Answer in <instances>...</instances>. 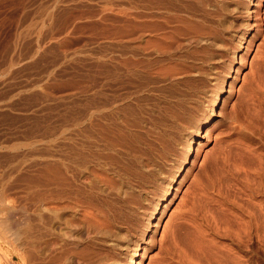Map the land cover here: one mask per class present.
<instances>
[{
  "label": "rangeland",
  "instance_id": "374dc122",
  "mask_svg": "<svg viewBox=\"0 0 264 264\" xmlns=\"http://www.w3.org/2000/svg\"><path fill=\"white\" fill-rule=\"evenodd\" d=\"M225 1L0 0V264H101L178 172L142 264H264V0Z\"/></svg>",
  "mask_w": 264,
  "mask_h": 264
},
{
  "label": "bare ground",
  "instance_id": "6f19581e",
  "mask_svg": "<svg viewBox=\"0 0 264 264\" xmlns=\"http://www.w3.org/2000/svg\"><path fill=\"white\" fill-rule=\"evenodd\" d=\"M208 1V0H207ZM212 1V0H211ZM214 1V0H213ZM227 1V0H226ZM225 1V2H226ZM253 0H229V2L227 4H224L222 5L221 7V11L222 12H229L231 11V7L232 5H237L240 7L241 10L245 9L246 12L248 10V13L249 15H251L253 12H249V11H252L249 6H245V3L246 2H249L251 3ZM201 3V2H200ZM179 9V8H178ZM241 10H239L241 12ZM196 11V10H195ZM239 12V13H240ZM244 12V11H242ZM241 12V13H242ZM221 14V13H220ZM204 16V15H203ZM209 20V19H208ZM263 20V19H262ZM229 23V22H228ZM234 23V22H233ZM194 24V23H193ZM230 24V23H229ZM186 25V24H185ZM202 25V24H201ZM216 25V24H215ZM245 25V24H244ZM255 27V26H254ZM248 29V28H247ZM258 29H259V25H258ZM257 29V30H258ZM249 31V30H248ZM257 33L261 34L260 32V29L257 31ZM256 33V34H257ZM246 36V34H243L239 39H240V43H239V49L240 47H242L243 45V41H244V37ZM197 41V40H196ZM193 42V41H192ZM203 43V42H202ZM216 45V44H215ZM260 45V44H259ZM238 47V46H237ZM247 47V46H246ZM251 47V46H250ZM245 48V47H244ZM246 49V48H245ZM230 50V49H229ZM234 62H236V54H237V51H235L234 53ZM225 61V60H224ZM202 72V71H201ZM219 94V93H218ZM216 95V94H215ZM215 97V96H214ZM223 98V97H222ZM219 99H217V102H218ZM221 100V99H220ZM223 100V99H222ZM213 105V104H212ZM222 106V105H221ZM216 104L211 107L212 109L205 115V119H204V122H202V124H198L196 126V131L192 134L191 136V139H190V142H188V149L185 151V156H184V163L185 164H188L190 163L193 158L195 157V155L193 154V143L195 142L196 139H198V137L201 135V131H202V128L203 127H206L207 125H209L212 121H213V118L215 117V113H216ZM219 110V109H218ZM219 115V114H218ZM214 122V121H213ZM80 125V124H79ZM205 133V132H204ZM197 143V142H196ZM187 148V147H186ZM184 165V164H183ZM149 171V170H148ZM178 175H179V172L177 173V175L168 183V185L166 186V191L165 193L163 194L162 198H160L156 203L152 204L151 208H150V214L147 215V218L146 219H142L140 218L141 215L139 214H128V218L126 217L125 219L128 220V223H127V226L128 227H121L120 225H117L114 227L113 225V228L111 226V229L110 230H107L104 232L101 230V227L99 228V230L97 231V234L100 235H96L95 238L92 237L93 239V242L91 244H96L95 246L97 247L98 245H104L102 247H98L101 249V251L103 253H101V251L99 252L100 254H104L105 257H104V261L101 262V264H142L143 263V259L142 258V252L146 251V249L143 247V245L145 244V237H146V233L148 230H150V228H152L153 226V223L152 220L161 215L162 216L165 214V211H164V208L167 207L166 204L169 203L170 201V198L172 197L169 193H171V188L174 184H177L178 180ZM196 180V179H195ZM145 183V182H144ZM193 183V182H192ZM192 188V187H191ZM138 191V190H137ZM37 193V192H36ZM141 193V192H140ZM135 194V193H134ZM145 196V195H144ZM130 203V202H129ZM138 205V204H137ZM142 205V204H141ZM132 206V205H131ZM185 207V205H184ZM47 208V207H46ZM51 209V208H50ZM179 209V208H178ZM183 209V208H182ZM176 210V209H175ZM138 211V210H136ZM191 211V210H190ZM175 212V211H174ZM185 212V211H184ZM43 213V212H42ZM134 213V212H132ZM178 215V214H177ZM117 216V215H116ZM47 217V216H46ZM90 217V216H89ZM255 217V216H254ZM170 218V217H169ZM176 218V217H175ZM93 219V218H92ZM114 219V218H113ZM173 219V218H172ZM171 219V220H172ZM239 219V218H238ZM97 220V219H96ZM142 220L144 221V223L146 224H143ZM170 220V219H169ZM254 220V219H253ZM106 221V220H105ZM126 221V220H125ZM156 221V220H155ZM173 221V220H172ZM67 222V221H66ZM110 223V222H109ZM117 223V222H116ZM167 223V222H166ZM89 224V223H88ZM102 224V223H101ZM113 224V223H112ZM97 225V224H96ZM143 225V226H142ZM167 225V224H166ZM166 225H165V230H166ZM90 226V224L88 225ZM152 226V227H151ZM170 226V224H169ZM167 226V227H169ZM105 227V226H103ZM109 227V226H108ZM157 227V226H156ZM249 227V226H248ZM110 228V227H109ZM108 228V229H109ZM251 228V227H250ZM95 229V228H94ZM103 229V228H102ZM157 229L158 228H154L152 231L154 233L157 232ZM75 230V229H74ZM203 230V229H202ZM246 230V229H244ZM252 230V229H250ZM73 231V230H72ZM168 231V230H166ZM165 231V232H166ZM198 231V230H197ZM131 232H136V235H137V240L134 242H132L131 244L127 243L128 242V237L130 236V233ZM165 232H163V234L161 235V240L159 243H163L164 241V238L165 236L167 235ZM169 232V231H168ZM220 232V231H219ZM94 233V232H93ZM205 233V232H204ZM238 233V232H237ZM248 233H249V230H248ZM92 234V233H91ZM166 234V235H165ZM206 234V233H205ZM218 234V233H217ZM239 234V233H238ZM65 235V234H64ZM94 235V234H93ZM169 235V234H168ZM207 235V234H206ZM240 235V234H239ZM246 235V234H244ZM199 236V235H198ZM222 236V235H221ZM235 236V235H234ZM167 237V236H166ZM203 237V236H202ZM211 237V236H210ZM238 237V235H237ZM240 237V236H239ZM239 237H238V240H239ZM128 239V240H127ZM205 239V238H204ZM250 239V238H248ZM81 240V239H80ZM166 240V238H165ZM197 240V239H196ZM202 240V239H201ZM236 240V239H235ZM241 241L243 240L242 238L240 239ZM71 241V240H70ZM239 241V242H241ZM66 243V242H65ZM198 243V242H197ZM203 243V242H201ZM238 243V242H237ZM93 244V245H94ZM129 244V245H128ZM152 244V243H151ZM247 244V243H246ZM255 244V242L253 240H250V247H253ZM248 245V246H249ZM47 246V245H46ZM64 246V245H63ZM66 246V245H65ZM244 246V245H243ZM61 247V246H60ZM69 247V246H68ZM126 247L128 248L127 250ZM97 248V249H98ZM159 248H162V247H159ZM66 249V248H65ZM80 249V248H79ZM98 249V250H100ZM104 249V250H102ZM200 249V248H199ZM252 249V248H251ZM160 250V249H159ZM133 252V253H132ZM180 252V251H179ZM183 252V251H182ZM218 252V251H217ZM36 254V253H35ZM85 254V253H84ZM199 254V253H198ZM70 255V254H68ZM72 255V254H71ZM80 255V254H79ZM86 255V254H85ZM101 255V256H102ZM179 255V254H178ZM158 256V255H157ZM191 256V255H190ZM202 256V255H201ZM61 257V256H60ZM63 257V256H62ZM181 257V256H180ZM193 257V256H192ZM198 257V256H197ZM74 258V257H73ZM96 258V257H95ZM152 258V256H151ZM154 258V256H153ZM179 258V256H178ZM187 258V257H186ZM213 258V257H212ZM222 258V257H221ZM227 258V257H226ZM81 259V258H79ZM102 259V258H101ZM100 259V261H101ZM182 259V258H181ZM229 259V258H228ZM253 259V257H252ZM56 260V259H55ZM54 258L52 261H54ZM66 260V259H65ZM84 260V259H83ZM103 260V259H102ZM180 260V259H179ZM189 260V259H188ZM187 260V261H188ZM191 260V259H190ZM215 260V259H214ZM218 260V259H217ZM223 260V259H221ZM75 261V260H74ZM153 261V260H152ZM211 261V260H210ZM220 261V260H219ZM224 261V260H223ZM59 262V261H58ZM80 262V261H79ZM151 262V261H150ZM149 262V263H150ZM182 264H185L183 260L180 261ZM191 262V261H190ZM217 262V261H216ZM222 262V261H221ZM225 262V261H224ZM230 262V261H229ZM78 263V262H77ZM81 263V262H80ZM179 263V262H178ZM58 264V263H56ZM63 264V263H62ZM65 264V263H64ZM79 264V263H78ZM87 264V263H86ZM89 264V262H88ZM93 264V263H92ZM100 264V263H99ZM191 264V263H190ZM194 264V263H193ZM213 264V263H212Z\"/></svg>",
  "mask_w": 264,
  "mask_h": 264
}]
</instances>
